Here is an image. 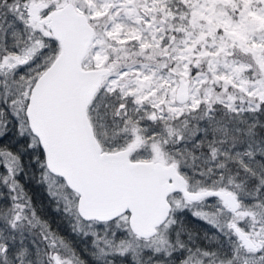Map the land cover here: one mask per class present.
<instances>
[{
  "label": "snow or ice",
  "instance_id": "obj_1",
  "mask_svg": "<svg viewBox=\"0 0 264 264\" xmlns=\"http://www.w3.org/2000/svg\"><path fill=\"white\" fill-rule=\"evenodd\" d=\"M0 264H264V0H0Z\"/></svg>",
  "mask_w": 264,
  "mask_h": 264
},
{
  "label": "trees",
  "instance_id": "obj_2",
  "mask_svg": "<svg viewBox=\"0 0 264 264\" xmlns=\"http://www.w3.org/2000/svg\"><path fill=\"white\" fill-rule=\"evenodd\" d=\"M28 194L32 197L37 207L43 206L46 210V215L50 220L59 222L58 215L53 213V208L49 205L47 194L42 186L37 183H33L28 187ZM195 226V225H194Z\"/></svg>",
  "mask_w": 264,
  "mask_h": 264
},
{
  "label": "rangeland",
  "instance_id": "obj_3",
  "mask_svg": "<svg viewBox=\"0 0 264 264\" xmlns=\"http://www.w3.org/2000/svg\"><path fill=\"white\" fill-rule=\"evenodd\" d=\"M49 200V199H48ZM49 205H51L52 206V208H53V213H55L56 215H58L55 211H54V205L53 204H51V202L49 201ZM61 227L63 228L64 227V225H61Z\"/></svg>",
  "mask_w": 264,
  "mask_h": 264
}]
</instances>
